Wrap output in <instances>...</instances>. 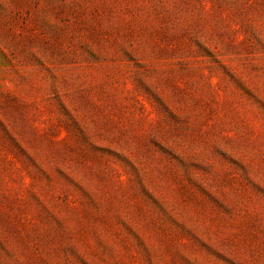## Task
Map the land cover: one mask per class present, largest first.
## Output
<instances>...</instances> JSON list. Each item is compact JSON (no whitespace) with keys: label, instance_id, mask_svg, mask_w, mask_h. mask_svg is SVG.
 Returning a JSON list of instances; mask_svg holds the SVG:
<instances>
[{"label":"rangeland","instance_id":"1","mask_svg":"<svg viewBox=\"0 0 264 264\" xmlns=\"http://www.w3.org/2000/svg\"><path fill=\"white\" fill-rule=\"evenodd\" d=\"M0 264H264V0H0Z\"/></svg>","mask_w":264,"mask_h":264}]
</instances>
